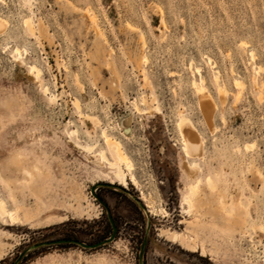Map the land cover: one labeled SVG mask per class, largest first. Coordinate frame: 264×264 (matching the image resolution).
<instances>
[{"label":"rangeland","instance_id":"1","mask_svg":"<svg viewBox=\"0 0 264 264\" xmlns=\"http://www.w3.org/2000/svg\"><path fill=\"white\" fill-rule=\"evenodd\" d=\"M0 17V165L18 154L31 173L10 181L30 218L0 221V264H264V0H0ZM195 65L215 104L211 124ZM179 113L201 154L184 155ZM102 128L121 141L138 185L121 162L126 183L114 184L98 154L110 158ZM142 193L166 215L147 212ZM108 215L114 237L96 247H33L104 240Z\"/></svg>","mask_w":264,"mask_h":264},{"label":"bare ground","instance_id":"2","mask_svg":"<svg viewBox=\"0 0 264 264\" xmlns=\"http://www.w3.org/2000/svg\"><path fill=\"white\" fill-rule=\"evenodd\" d=\"M89 19L90 21L96 25L95 21V16L94 14H89ZM3 19L0 17V30L3 28L2 21ZM29 30L32 31L30 28ZM241 42V41H240ZM246 43V42H245ZM246 45V44H245ZM25 51V48L21 49V47L15 45L13 47L14 53L17 55L21 54V51ZM255 53L254 50L249 49V57L251 60L254 59ZM209 59V58H208ZM210 60V59H209ZM29 71L32 74L33 78L36 80L40 79V73L41 69L35 62L29 63ZM260 67V66H256ZM195 71L197 72L198 75V82L196 80L193 81V84H195V87L198 91L199 94V105L203 111V114L205 115V119L208 123L211 124V115L213 108L215 107L214 102L212 99L203 93V77L201 73L199 72V66L195 65L194 66ZM235 83L240 84L242 83V80L240 78H235ZM221 88V87H220ZM223 88V87H222ZM41 89L43 92L47 93L49 91V87L47 86L46 83H41ZM224 90V89H223ZM220 91V89H219ZM222 91V90H221ZM220 91V92H221ZM209 94V93H207ZM221 94V93H220ZM223 94V93H222ZM210 95V94H209ZM50 100L54 98L53 94H50L48 97ZM75 105L78 107V102L75 101ZM99 118L97 116H92L91 121L93 123H97ZM128 125L129 122H126ZM177 126L180 132L181 136V147L183 150V153L186 157L193 156V155H198L201 154L202 150V137L200 136L196 126L192 122V120L185 114L179 113L178 116V121H177ZM74 130L70 131V135ZM101 136L103 138L105 148L110 154V158L106 156L105 149L101 148L99 151V157L103 161H107L110 166L112 167L113 175L115 177V182L114 184H125L126 183V178H125V173L120 167L119 163H123L126 167V169L129 172V180L131 181L132 184L138 185V180L134 173L131 171L133 168V163L130 160L128 154L125 152L123 149L122 143L120 140H117L116 138H113L111 136V133H107L105 129L100 130ZM73 146L75 147H80L85 150H90L92 148V145L90 144H80L78 142L73 141ZM4 163L2 166L0 165V182L1 184H4L5 187L8 188L7 191V196L0 194V221L6 225L14 226L16 224H22V222L27 221L30 218V213L27 211V209L22 208L21 205L18 202L17 196L12 190V187L10 186V181L12 179V176L15 175L17 171L19 172H25L26 174H31L28 168L21 164V160L19 159L18 154L15 156H11V158L5 159L3 161ZM185 169L190 177L195 175L196 169V162L195 161H189L186 159L185 162ZM207 182L209 179H206ZM117 183V184H116ZM210 186V185H209ZM197 184H193L189 186V194L185 195L183 197V202L187 205L188 208L192 207L194 205V199L193 196L196 192ZM212 189V187H211ZM141 198L145 201V206H146V211L153 213L154 211L166 215L167 211L164 208H159L156 209L154 204L151 202V200L145 196L143 193L141 195ZM225 202L220 201L219 206L221 208H224ZM236 204V203H235ZM144 208V207H143ZM227 212V217L231 218L230 213ZM50 213H47L44 215L46 218H51L49 216ZM154 214V213H153ZM165 233L171 240H177L180 239L181 242H184L186 245L188 244L189 240H193L194 238L188 234H183L175 231L168 232L167 230H162L161 234ZM201 250H203L201 248Z\"/></svg>","mask_w":264,"mask_h":264},{"label":"water","instance_id":"3","mask_svg":"<svg viewBox=\"0 0 264 264\" xmlns=\"http://www.w3.org/2000/svg\"><path fill=\"white\" fill-rule=\"evenodd\" d=\"M93 189V188H92ZM108 219L111 223V226H112V232L111 234L109 235V237H107L106 239L104 240H101V241H98V242H95V243H92V244H86L84 242H81V241H78V240H75V239H70V238H62V239H56V240H46V241H41V242H38V243H35L33 245V247L35 246H40V245H49V244H52V243H62V242H73V243H76V244H79L83 247H96L106 241H110L111 239H113L114 237V233H115V225L110 217V215H108Z\"/></svg>","mask_w":264,"mask_h":264}]
</instances>
